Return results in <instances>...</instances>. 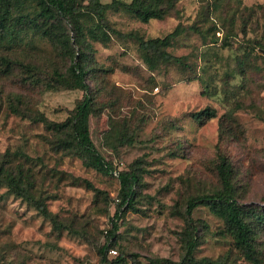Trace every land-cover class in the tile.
Returning <instances> with one entry per match:
<instances>
[{
    "label": "rangeland",
    "instance_id": "1",
    "mask_svg": "<svg viewBox=\"0 0 264 264\" xmlns=\"http://www.w3.org/2000/svg\"><path fill=\"white\" fill-rule=\"evenodd\" d=\"M100 1L118 5L102 22L80 13L82 46L69 21L42 19L29 3L0 35V57L12 63L0 61V168L31 169L35 196L63 225L55 230L0 173V264H135L133 256L138 264L179 263L188 201L221 188V157L231 164L264 264V0H163V18L147 23L123 7L133 0ZM177 28L161 51L180 63L141 46ZM80 54L88 88H49L56 72L70 78ZM87 94L91 138L113 164L111 175L89 167L84 153L52 149L46 124L30 118L63 123ZM207 108L215 118L192 117ZM123 135L131 146L119 143ZM120 171L139 176L130 208L119 207ZM192 217L197 259L253 264L208 206L195 208ZM113 223L117 254L109 250L103 262L99 249L113 242ZM121 254L124 263L117 262Z\"/></svg>",
    "mask_w": 264,
    "mask_h": 264
},
{
    "label": "trees",
    "instance_id": "2",
    "mask_svg": "<svg viewBox=\"0 0 264 264\" xmlns=\"http://www.w3.org/2000/svg\"><path fill=\"white\" fill-rule=\"evenodd\" d=\"M32 5L38 16L42 19H62L69 21L73 27L76 36V42L82 46V38L85 36V26L81 20L80 13L85 12L93 15L101 22L105 20L106 12L111 7H117L115 1L112 4H102L100 0H0V35L5 34L15 18V14L22 11L26 4ZM164 4L163 0H133L130 4L122 3L128 11L134 13L143 22H149L151 19H162L164 12L160 9ZM14 14V15H13ZM21 19L29 17L20 15ZM180 29L177 28L164 38L142 40L141 46L145 51L154 50L167 62L182 61L181 58L174 57L171 54L161 51V48L168 47L173 38L177 37ZM146 60L149 56L145 55ZM2 64L11 66V60L0 57ZM69 77L67 74L55 73V83H49V88L58 87L66 89L88 88L86 84L87 71L82 66V54L79 55L77 62L69 68ZM93 115V99L87 94L77 105L70 117L63 123H53L47 121L41 115H31L30 118L35 122L46 124V129L51 133L50 144L58 152H68L74 154H85L86 164L95 168L104 175H111L114 171L113 164L107 162L95 149L91 138L90 117ZM192 117L197 121H205L216 117V111L210 108L194 113ZM53 137L55 141L53 143ZM121 145L131 146L133 144L130 135H123L119 139ZM4 174L5 182L9 188L18 197L29 202L43 217L54 224V229L62 231L63 225L55 219L48 210L45 200L41 196H35L34 175L31 169H25L21 166L18 169L11 170L0 168V173ZM217 173L221 182V188L213 194L192 198L188 201L186 218L189 230L183 237L185 254L179 263H173L169 260H151L149 264H229L221 260H212L210 258L197 259L195 252L200 246V238L195 233L197 228L194 226L192 217L193 210L201 205L209 207L210 211L218 216L224 223L227 233L232 237L236 249H238L244 258L253 264H262V259L258 254L255 234L251 225L246 219L244 207L237 200V191L234 185V173L231 164L225 157L220 158L217 166ZM120 193L119 207L130 208L136 200V186L139 183V176L133 171H120ZM119 227L113 223V229L108 232L110 245H104L99 249V254L103 262L107 261V253L113 245L117 243ZM135 264L136 256L132 257ZM118 263L126 262L124 254L120 255Z\"/></svg>",
    "mask_w": 264,
    "mask_h": 264
},
{
    "label": "built area",
    "instance_id": "3",
    "mask_svg": "<svg viewBox=\"0 0 264 264\" xmlns=\"http://www.w3.org/2000/svg\"><path fill=\"white\" fill-rule=\"evenodd\" d=\"M110 253H112V254H115V255H116V254H117V251H115V250H111V251H110Z\"/></svg>",
    "mask_w": 264,
    "mask_h": 264
}]
</instances>
